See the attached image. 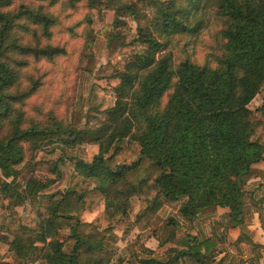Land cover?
Wrapping results in <instances>:
<instances>
[{
	"label": "trees",
	"instance_id": "16d2710c",
	"mask_svg": "<svg viewBox=\"0 0 264 264\" xmlns=\"http://www.w3.org/2000/svg\"><path fill=\"white\" fill-rule=\"evenodd\" d=\"M106 1L119 4L135 25L133 31L126 20L114 18L120 31L114 37L122 38L121 47L139 50L113 76L114 103L103 112L102 125L75 130L53 119L41 125L26 117L25 106L41 86L36 65L66 54L51 44L57 24L52 8L70 11L85 2L95 9L102 2L0 0V191L11 206L47 197L45 213L37 212L34 226L17 228L9 251L18 264H176L181 256L204 264L200 250L207 242L194 238L186 239V250H165L166 261L116 257L104 245L113 236L84 232L90 227L81 220L87 191L58 189L66 158L46 163L54 179L38 180L32 171L44 148L63 152L94 145L89 163L73 165L90 191L103 197L108 220L127 216L130 200L137 198L147 206L135 223L140 234L149 227L146 214L154 215L164 202L179 203L190 222L205 210L225 208L231 225H239L245 180L264 161V126L248 108L264 87V0ZM212 23L219 30L209 58L175 65L173 40L196 39Z\"/></svg>",
	"mask_w": 264,
	"mask_h": 264
},
{
	"label": "crops",
	"instance_id": "0c3cea01",
	"mask_svg": "<svg viewBox=\"0 0 264 264\" xmlns=\"http://www.w3.org/2000/svg\"><path fill=\"white\" fill-rule=\"evenodd\" d=\"M129 1L131 0L125 2L120 0L122 4ZM106 4L108 9L105 11L110 15V23L114 18L119 17L134 24L127 13L119 10V4L116 5L111 1H106ZM248 108L253 112L254 119L264 126V116L260 112V110L264 112V87ZM89 149L93 151L91 157L88 154ZM62 151L56 152L55 155L67 157L68 160H65L66 165H59L64 178L58 184V189L80 190L83 179L75 171L73 162L81 160L89 163L92 156L97 153V147L84 144L74 148L64 147ZM55 155L50 156L49 159H55ZM3 180L0 175V183ZM94 193L87 192L86 209L81 220L97 232H102L106 228L110 230L114 239L113 241L105 239L104 245L112 246L116 250V257L133 260L137 255L139 260L150 257L166 261L165 250L169 248L186 250V239L194 238L196 243L207 242L200 250L204 264H264V161L255 164L245 180L240 197L241 222L236 226L230 223L228 209L205 210L190 222L180 214L179 203L164 202L157 213L146 214L149 227L140 234L135 223L145 214L146 204L137 198H132L127 216L121 218L116 215L112 220H108L104 212V204L100 208L96 206L89 208L87 196ZM46 201L47 197L43 196L23 205L11 206L6 195L0 191V264H18L15 255L9 251V242L18 227L36 224L39 207H43ZM29 205L31 209L27 210ZM104 236L107 237L108 234ZM137 238L139 242L135 251L132 244ZM142 249L150 251L152 255L144 254L141 252ZM176 264L198 263L187 256H181Z\"/></svg>",
	"mask_w": 264,
	"mask_h": 264
},
{
	"label": "rangeland",
	"instance_id": "374dc122",
	"mask_svg": "<svg viewBox=\"0 0 264 264\" xmlns=\"http://www.w3.org/2000/svg\"><path fill=\"white\" fill-rule=\"evenodd\" d=\"M100 1L101 5L95 9H89L85 2L70 11L63 10L60 5L52 8L57 24L52 28L51 44L64 48L66 54L51 63L40 62L36 65V76L41 78V86L26 103L27 118L41 125H48L53 119L63 128L75 130H95L102 125L103 112L114 103L113 88L118 81L113 76L121 69L125 59L137 52L139 47H121L122 38L114 37L120 31L113 27L110 15L105 11L108 9L106 0ZM127 23L134 31L135 25L129 20ZM218 30V25L212 23L196 39L181 37L173 40L171 53L174 64L186 59L203 64L212 53L214 35ZM132 34H125L126 39L129 40ZM46 151L48 153L42 151L37 155V168L32 171L33 176L41 181L54 178L49 174L46 163L53 160L49 159L50 156L61 153L50 147ZM92 153L89 149L90 157ZM55 156L58 158V155ZM66 163L64 161L62 164ZM86 183H82L80 190L92 192L91 186ZM87 203L90 209L95 206L100 208L104 204L103 197L95 192L87 196ZM39 208L38 211L44 214V208ZM29 209L30 205L27 206ZM91 231L93 228L90 227L84 230L85 233ZM62 234L68 235V231L63 230ZM99 234L111 235L107 228Z\"/></svg>",
	"mask_w": 264,
	"mask_h": 264
},
{
	"label": "built area",
	"instance_id": "2783aa9c",
	"mask_svg": "<svg viewBox=\"0 0 264 264\" xmlns=\"http://www.w3.org/2000/svg\"><path fill=\"white\" fill-rule=\"evenodd\" d=\"M48 148H49V147H47V148H44V150H43V151L45 152V151H46Z\"/></svg>",
	"mask_w": 264,
	"mask_h": 264
}]
</instances>
